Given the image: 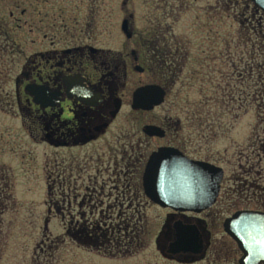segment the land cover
Here are the masks:
<instances>
[{
  "label": "rangeland",
  "instance_id": "obj_1",
  "mask_svg": "<svg viewBox=\"0 0 264 264\" xmlns=\"http://www.w3.org/2000/svg\"><path fill=\"white\" fill-rule=\"evenodd\" d=\"M231 3L232 0H0V18L18 27L13 33L20 48L19 54L14 56L15 65L8 64L12 59L10 55L3 64L0 60V167L11 174L13 197L1 219L0 264H36L34 261L39 264H232L233 256L236 261L235 245L222 230V222L230 214L218 203L210 209L211 246L206 257L195 263L176 262L160 254L156 245L168 210L151 204H145L144 209L146 245L133 255L111 257L104 254V248L98 251L97 247L83 246L64 237L61 214L47 209L45 172L48 164L57 157L55 161L60 163L69 157L83 155L62 150L56 154L47 145L32 140L28 134L31 121L19 114L13 94V79L18 74V67L24 56L41 45L47 47L49 39L44 36L63 39L64 46L86 43L115 56L124 49L130 50L132 41L129 42L121 30L122 21L127 20L135 38L160 32L165 34L167 41L171 38L170 41L185 45L184 57L178 62V71L182 73L174 89L193 105L199 100L204 101L206 91L201 88L208 86L204 74L213 72L211 75L217 76L216 71H230L225 64L226 46L220 41L230 39L239 27L233 18L234 5ZM7 68L11 71H6ZM171 99L168 96L149 113L134 115L137 122L134 132L137 128L141 131L148 122L178 128L179 134L167 131L163 140L155 139L156 145L185 143L188 151L197 158L213 155L217 165L224 170L220 195L223 196L227 189L229 192L234 190L232 175L241 177L239 173L243 172L239 168L249 170L247 162L258 156L249 140L255 124L254 111L241 115L227 132L201 142L196 140L191 129L188 130L180 102L173 107ZM126 116H129L127 112L120 119L123 131L130 130V125L123 120ZM176 117L183 119L180 127L172 123L177 122ZM104 163L101 169L107 166L106 160ZM94 170L90 172L93 174ZM101 179L98 174V180ZM104 192L101 196L108 195L107 189ZM112 199L103 197V207Z\"/></svg>",
  "mask_w": 264,
  "mask_h": 264
},
{
  "label": "flooded vegetation",
  "instance_id": "obj_2",
  "mask_svg": "<svg viewBox=\"0 0 264 264\" xmlns=\"http://www.w3.org/2000/svg\"><path fill=\"white\" fill-rule=\"evenodd\" d=\"M130 34L128 40L132 42L129 52L124 49L115 56L86 43L64 46L63 39L44 36V39H49L47 47L41 45L35 52L24 56L13 79L15 106L21 116L31 121L28 134L32 140L47 145L56 154L62 150L72 155H83L67 159L72 169L69 188L72 208L69 214L73 222L81 215H102L106 209V204L104 207L102 205L103 197L108 196L113 197L112 203L119 204V215L137 219L138 209L132 206L123 208V204L141 203L144 205L143 212L145 204L154 205L142 189V173L148 156L162 146L180 150L178 145L170 143L156 145L155 139L163 140L168 129L173 127L171 124H166V127L155 125L164 130L162 138L147 136L138 128L134 132L133 127H137L134 115L149 113L159 107L150 111L132 109L134 90L145 85H157L167 95L170 67L166 62V67L161 70L157 62L160 58L158 46L164 33L154 32L142 38ZM6 71L11 70L7 68ZM126 112L129 116L123 120L130 125V130L123 131L120 119ZM145 125L154 124L148 122ZM55 160L52 162L57 172L60 163ZM104 160L107 166L101 169ZM91 169H95L93 174ZM98 174L102 176L101 180H98ZM58 184L54 179L51 186ZM106 189L108 195L101 196ZM80 203H87L88 207L82 209L78 206ZM211 208L198 214L165 208L168 212L156 245L160 254L176 262L195 263L203 260L211 246ZM178 223L194 226L200 235H207L204 238L207 244L201 253L171 251ZM209 252L211 255L212 250ZM234 253L238 258L241 255L236 246ZM233 258L231 263L238 264V258L236 261Z\"/></svg>",
  "mask_w": 264,
  "mask_h": 264
},
{
  "label": "trees",
  "instance_id": "obj_3",
  "mask_svg": "<svg viewBox=\"0 0 264 264\" xmlns=\"http://www.w3.org/2000/svg\"><path fill=\"white\" fill-rule=\"evenodd\" d=\"M231 4L234 5L233 18L239 27L230 39L220 41L226 46L225 62L227 63L225 64L230 67V71H216L217 76L211 75L213 72L204 74L203 78L208 83L206 89L201 88L206 91L203 93L204 101L199 100L193 105L174 89L182 73L178 71L180 68L178 62L181 57H184L185 45L178 41H170L171 38L167 41L164 34L158 46L160 58L157 59L161 70L166 67V62L169 63L170 83L166 98L172 97L170 104L173 107L180 102L184 122L188 130L191 129V132L196 134L198 138L196 140L207 142L219 133L222 134L232 129L241 115L254 111L255 124L249 140L252 150L258 156H253L249 159L250 162H247L250 166L249 170L239 168L240 172H243L239 173L241 177L237 178L238 175H232L231 180L234 179L235 183L234 190L229 192L227 189L222 193L223 196L219 194L216 201L221 209L223 208L224 212L230 215L239 210L264 211V13L250 0H232ZM15 27L18 28L5 21L4 18H0L1 64L6 57L11 56L12 59L8 61V64L12 66L15 62L14 56L20 52L19 43L17 44L14 38ZM222 56L224 57V54ZM220 60L224 62V59ZM180 121L183 122V119L178 117L177 122L172 121V123L180 127ZM177 129L170 128L179 134ZM178 147L193 159L217 165L213 155L202 157L203 159L200 156L197 158L188 151L185 143ZM69 164L67 159L63 160L56 172V166L51 162L45 172L47 209L61 214L64 237L83 246L97 247L98 251L104 248V254L107 253L111 257L141 251L146 245L145 227L147 223L145 212L142 209L144 205L141 203L138 205L123 204V208L132 206L138 209L139 214L135 220L125 214L119 215V204L111 202L106 204L102 215H81L76 218L75 222L72 221L69 214L72 208L71 192H69L72 169ZM54 179H57L59 183L55 187L51 186ZM12 200L11 174L9 170L0 167V225L2 216ZM78 206L83 209L88 207V204L80 203Z\"/></svg>",
  "mask_w": 264,
  "mask_h": 264
},
{
  "label": "water",
  "instance_id": "obj_4",
  "mask_svg": "<svg viewBox=\"0 0 264 264\" xmlns=\"http://www.w3.org/2000/svg\"><path fill=\"white\" fill-rule=\"evenodd\" d=\"M264 13V0H250ZM121 30L127 38L128 21L123 20ZM35 94V93H34ZM165 91L157 85H145L134 90L131 108L150 111L163 103ZM143 133L162 138L164 130L145 125ZM224 170L217 165L186 157L177 148L158 147L150 153L142 173L145 196L160 208L174 212L201 213L214 205L219 195ZM172 252L190 250L201 253L206 246L196 227L178 223ZM224 233L236 244L241 256L238 264H264V211L239 210L222 222Z\"/></svg>",
  "mask_w": 264,
  "mask_h": 264
}]
</instances>
